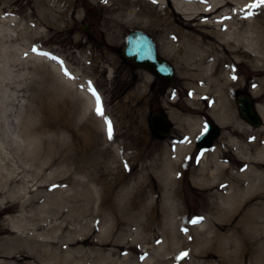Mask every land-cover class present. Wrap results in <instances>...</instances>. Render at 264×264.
<instances>
[{
  "label": "rangeland",
  "instance_id": "rangeland-1",
  "mask_svg": "<svg viewBox=\"0 0 264 264\" xmlns=\"http://www.w3.org/2000/svg\"><path fill=\"white\" fill-rule=\"evenodd\" d=\"M79 5L83 18L76 30L68 31L60 18L50 14L56 9L54 0H0V243L34 235L26 227L42 232L54 226L55 234L76 240L104 235L99 244L53 241L56 250L71 249L68 264H142L158 250L166 233L178 228L185 244L199 238L188 245L195 251L205 249L206 264H264V238L244 250L233 247L220 252L218 238L208 245L201 241L211 231L230 230L219 232L216 224H210L205 232L197 231L218 215L210 200L232 205L236 220L262 209L264 199L261 206L254 196L236 205L223 202L219 193L236 190L256 195L259 188H247L252 180L264 179V122L251 125L237 105V96L245 93L264 105V73L238 66L239 84L230 95H216V86L186 76L173 59L165 57L155 34L137 26L113 39L97 23V3L81 0ZM134 30L151 35L162 57L174 65L172 81L124 61L122 48ZM77 34L85 42L81 46L75 44ZM202 86H207V93L194 95ZM90 88L100 98L103 117L96 113L97 99ZM83 90L92 94L94 102L87 114ZM218 100L228 113L220 124L222 134L200 152L196 140L207 120L215 119L211 111ZM162 110L174 123L172 133L163 139L149 124L150 117ZM188 115L201 117L203 123L192 151L182 159L177 148L187 140ZM105 119L112 124L111 139ZM71 131L88 135V143L77 142ZM83 157L91 160L89 164L102 163L108 184L89 182ZM216 164L223 168L216 169ZM212 170L224 183L220 189L198 182L200 174L217 182ZM126 192L129 199L123 197ZM214 192L218 193L211 196ZM198 218L202 219L192 223ZM259 226L264 227V217ZM84 246L89 256H82ZM175 248L183 249L184 244ZM22 257L26 264L42 262L25 252L18 258ZM193 261L183 258L175 264Z\"/></svg>",
  "mask_w": 264,
  "mask_h": 264
},
{
  "label": "bare ground",
  "instance_id": "bare-ground-1",
  "mask_svg": "<svg viewBox=\"0 0 264 264\" xmlns=\"http://www.w3.org/2000/svg\"><path fill=\"white\" fill-rule=\"evenodd\" d=\"M54 1L56 9L50 14L56 16L55 19L60 18L67 26L68 31L76 30L77 22L83 18L79 5L81 0ZM92 1L97 3L99 7V12L95 15V18L104 33L114 39L120 37L132 27L138 26L148 30L156 35L161 53L165 57L173 59L180 71L186 76L193 77L199 82L216 86V95H230L231 90L239 84L240 78L236 74L238 66H252L257 71L264 73V5L258 8L249 7V5L256 3V0ZM42 22H45V17ZM74 38L77 45L81 46L85 43L79 34L74 36ZM55 72L59 76L61 75L57 68ZM206 87H198L199 92H194V95L207 93ZM252 92L255 93L254 90ZM81 95H84L83 104H85V113L87 114L94 103L91 97L92 94L83 90ZM258 109L264 118V105L259 104ZM211 114L220 124L224 115H228L223 102L220 100H218ZM186 120L190 124L188 137L186 142L179 144L177 148V154L182 159L192 151L194 137L203 123L201 117L193 115L186 116ZM103 122L104 119L101 118V123ZM71 135L79 143H88V135H82L81 132L77 131H71ZM84 157L81 161L85 163L83 168L88 171L89 182L108 184L106 178L108 176L107 169L103 167L102 163L99 161L89 164L91 160L84 159ZM216 165V169L223 168L220 164ZM210 173L218 181L209 180L205 178V174H200L199 184L207 188L215 186L220 189L224 184L221 176L214 175L213 170ZM89 182L82 181L81 183L87 187ZM263 185L264 179L259 177V179L251 181V188H247L248 190H253L254 187L259 188L254 193L256 195H247L243 191L238 192L236 190L222 192L219 195L223 202L236 205H240L243 200L247 202L254 196L260 199L258 204L261 206L263 203L262 199H264ZM87 189L90 188L88 187ZM91 192H93L92 189ZM217 193L214 192L211 196H215ZM127 195L126 192L123 197L129 199ZM142 197L141 199L143 200ZM208 203L212 210H218V215L215 218L208 219L203 227L197 228V231L199 230V233L205 232L206 226L210 224L213 227L216 224L218 231L225 227L230 231L224 234H220V231V233L211 231L210 234L203 237L201 241L203 245H208L212 238H218L219 245H217V248L220 252L233 247L244 250L248 245H253L264 238V227L259 226L261 217H264V204L260 211L243 213L236 220L238 215L233 216L232 212L234 209H231L232 205L223 206L220 203L217 205L214 200H210ZM109 204L113 205L111 202ZM16 229L19 228L17 226L16 228L13 227V230L16 231ZM25 229L34 230V232H31L34 235H29L30 237L28 238L20 237L12 243H0V264H26L23 263V257L18 258L22 252L28 253L42 261L39 263L35 260V262L33 261L29 264H68L70 262L71 249L67 248L65 252H62L64 249L56 250L53 241L56 242L64 238L66 240L63 242H67L69 245L77 243L81 246L86 243L99 244L104 238L103 235L94 240L90 238H79L76 240L73 237H65L64 234H55L53 232L54 226L49 229L46 228L42 232L29 227ZM172 233L170 235H168V232L166 233V239L161 243L158 250L152 252L144 263L175 264L176 261L180 260L181 253L187 252L188 255L185 259L191 257L195 261L191 263L206 264L205 255L203 254L206 252L205 249L201 248L199 250L197 248L195 251L190 249V245H188L192 242L198 243V237L191 238L188 244H185V240H182V233H178V228ZM213 233L214 235L212 236ZM39 236L42 237V240L38 239ZM106 237L108 235L105 233ZM169 238L172 240L170 241ZM178 241L180 242L178 243ZM182 243L184 248L177 250L175 246ZM104 246L107 245L105 244ZM145 247L147 246L145 245ZM84 249L85 246L81 248L82 256H89V251ZM176 252H178L177 255H174ZM171 253L174 254L172 255ZM225 256L226 253L224 252L220 255L222 261ZM61 258L64 259L59 261Z\"/></svg>",
  "mask_w": 264,
  "mask_h": 264
},
{
  "label": "water",
  "instance_id": "water-1",
  "mask_svg": "<svg viewBox=\"0 0 264 264\" xmlns=\"http://www.w3.org/2000/svg\"><path fill=\"white\" fill-rule=\"evenodd\" d=\"M84 29L87 30V28ZM122 58L135 67L149 69L167 82L172 81L176 75L174 65L159 53L153 37L142 30H134L127 35L126 44L122 48ZM237 105L241 116L248 123L256 127L262 125L264 119L253 95L250 93L238 95ZM149 124L152 132L161 139L169 136L174 128V123L166 111L153 114ZM221 134L220 123L214 118L208 119L205 131L196 140L198 149L203 152L207 151Z\"/></svg>",
  "mask_w": 264,
  "mask_h": 264
},
{
  "label": "snow or ice",
  "instance_id": "snow-or-ice-1",
  "mask_svg": "<svg viewBox=\"0 0 264 264\" xmlns=\"http://www.w3.org/2000/svg\"><path fill=\"white\" fill-rule=\"evenodd\" d=\"M105 2H106V0H105ZM154 2H155V0H154ZM261 5H264V0H256V3L249 5V7L250 8H258ZM33 51H35V49H33ZM43 55H48V54L47 53H43ZM66 74H67V72H66ZM90 90L92 91L93 95L96 96V99H97L96 113H97V115L103 117L105 114H104L102 105L100 104V98H99L98 94L95 92L94 89L90 88ZM105 123L107 124V131H108L109 139H111L112 138V132H113L111 121L105 119ZM200 219H202V218H198L196 220H193L192 223H198ZM187 255H188L187 252L181 253L180 259L185 258Z\"/></svg>",
  "mask_w": 264,
  "mask_h": 264
}]
</instances>
